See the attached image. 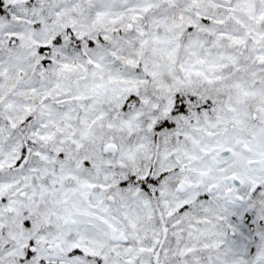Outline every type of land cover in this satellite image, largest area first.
<instances>
[{"label": "snow or ice", "instance_id": "6c2138e0", "mask_svg": "<svg viewBox=\"0 0 264 264\" xmlns=\"http://www.w3.org/2000/svg\"><path fill=\"white\" fill-rule=\"evenodd\" d=\"M0 264H264V0H0Z\"/></svg>", "mask_w": 264, "mask_h": 264}]
</instances>
